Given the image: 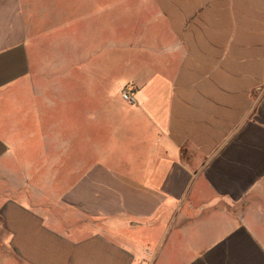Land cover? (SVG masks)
<instances>
[{"label":"crops","instance_id":"crops-1","mask_svg":"<svg viewBox=\"0 0 264 264\" xmlns=\"http://www.w3.org/2000/svg\"><path fill=\"white\" fill-rule=\"evenodd\" d=\"M98 1L0 0V264H264V0H122L132 102Z\"/></svg>","mask_w":264,"mask_h":264},{"label":"rangeland","instance_id":"rangeland-1","mask_svg":"<svg viewBox=\"0 0 264 264\" xmlns=\"http://www.w3.org/2000/svg\"><path fill=\"white\" fill-rule=\"evenodd\" d=\"M121 1L122 0H113L114 6L112 7L113 48H112V54L109 55L110 56L109 61L112 62L113 69L111 71V75L107 76L108 78H110V82L109 83L107 82L108 83L107 90L108 92L110 91L114 97L116 96L120 97V92L123 88L128 89V91H131L130 85L126 83L127 82L126 79L129 77V73L125 69L121 68L122 63L125 61V58L127 57V54L124 55V53H122V45H121L122 39L120 37L121 26H122L120 15L123 8V6L121 5ZM124 1L126 2L128 1V7H130L132 1L134 2V0H124ZM98 4H99L97 7L98 15L99 12H101V10L104 15L106 8H107V13L111 11V9H109L110 7H106L107 3H104V0H99ZM86 10H90V7H88L87 5H82L81 11H86ZM97 26L99 27V21ZM87 45H88L87 43H82V47H87ZM97 52L98 53L95 56H93L92 60L99 63L101 60V54L99 53L100 51ZM83 60L86 61L91 60L90 55L88 54L85 55L82 53V61Z\"/></svg>","mask_w":264,"mask_h":264},{"label":"built area","instance_id":"built-area-1","mask_svg":"<svg viewBox=\"0 0 264 264\" xmlns=\"http://www.w3.org/2000/svg\"><path fill=\"white\" fill-rule=\"evenodd\" d=\"M121 97H122V99H124L125 101H128V102L133 101V96H132L131 92L128 91V89L123 88L121 90Z\"/></svg>","mask_w":264,"mask_h":264}]
</instances>
